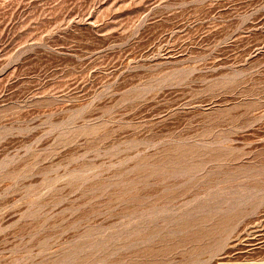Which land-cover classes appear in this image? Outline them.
I'll return each instance as SVG.
<instances>
[{
    "label": "rangeland",
    "instance_id": "374dc122",
    "mask_svg": "<svg viewBox=\"0 0 264 264\" xmlns=\"http://www.w3.org/2000/svg\"><path fill=\"white\" fill-rule=\"evenodd\" d=\"M219 259L264 260V0H0V264Z\"/></svg>",
    "mask_w": 264,
    "mask_h": 264
},
{
    "label": "bare ground",
    "instance_id": "6f19581e",
    "mask_svg": "<svg viewBox=\"0 0 264 264\" xmlns=\"http://www.w3.org/2000/svg\"><path fill=\"white\" fill-rule=\"evenodd\" d=\"M255 247H258V246H253V245H250L249 246V251L253 250ZM248 251V252H249ZM251 253V252H250ZM245 254V253H244ZM237 258V257H236ZM247 258V257H246ZM250 258V257H249ZM230 259V258H229ZM251 261H247V262H237V263H227V262H224L223 259H219L218 261L215 262V264H264V260H257V261H254L252 259H250Z\"/></svg>",
    "mask_w": 264,
    "mask_h": 264
}]
</instances>
